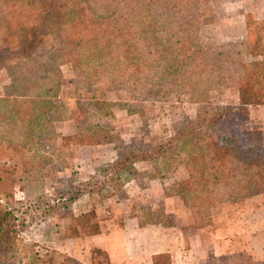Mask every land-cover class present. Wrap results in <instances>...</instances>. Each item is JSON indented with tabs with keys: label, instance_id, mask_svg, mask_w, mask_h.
<instances>
[{
	"label": "rangeland",
	"instance_id": "obj_1",
	"mask_svg": "<svg viewBox=\"0 0 264 264\" xmlns=\"http://www.w3.org/2000/svg\"><path fill=\"white\" fill-rule=\"evenodd\" d=\"M41 1L0 0V190L14 191L11 198L0 196V215L5 208L27 223L14 240L20 261L4 264H152V256L155 264H264V187L198 209L192 191L182 187L181 165L164 169L141 160L112 181V189L102 183L107 163L132 149L156 151L185 118L224 106L242 107L237 130L264 162V0H77L85 20H108L101 25L105 35L113 20L119 22L115 27L138 48L139 69L130 78L89 81L76 59L56 62L59 84L48 113L55 128L51 145L60 149L54 157L45 145L49 129L26 134L33 119L27 116L38 112V88L11 82L6 70L21 49L50 48ZM19 98L29 100L26 110ZM68 119L79 128L101 126L103 145L77 147L59 132ZM31 123L35 128L38 121ZM256 178L263 185L264 168ZM84 187L68 213L38 218V204ZM211 191L222 196L218 188ZM94 235L98 245L90 243ZM109 244L126 258L111 261L103 247Z\"/></svg>",
	"mask_w": 264,
	"mask_h": 264
},
{
	"label": "trees",
	"instance_id": "obj_2",
	"mask_svg": "<svg viewBox=\"0 0 264 264\" xmlns=\"http://www.w3.org/2000/svg\"><path fill=\"white\" fill-rule=\"evenodd\" d=\"M127 1L132 2V0ZM41 6L43 18L48 19L51 26L47 27V31L51 30L52 34L47 44L50 48H42L37 53L24 52L21 49L22 52L19 51L13 57L14 62L11 68L6 70L11 82L28 83V87L38 88L35 93L36 103H39L38 112L34 116H27L33 119L35 117L38 124L32 128L33 119H30L28 121L29 131L26 134L33 136L32 129H49V135L45 140L48 143L45 145L50 155L54 157L57 156L54 151L60 152V149H55L51 145L54 125H50L52 118L48 116V113L49 108L55 105L50 97L55 94L59 84L56 62L64 58L65 60L76 59L83 66L81 70L85 71V78L89 81L111 76L130 78L132 73L139 69L140 54L134 52L138 48L135 43L125 38L126 33L115 27L119 24L118 21L113 20L111 33L105 35L108 30L101 29V25L106 26L108 20L106 19L103 23L93 21L92 18H90L91 22L85 20L87 15L84 7H80L77 0L73 3L63 0L53 4L42 0ZM105 8L107 10L110 6L105 5ZM89 13L93 14V10ZM120 32L122 33L119 35ZM31 42L34 43L31 40L28 44ZM75 48L79 51L74 52ZM86 48L91 50L83 56L80 52ZM94 53L98 54L97 57L93 55ZM250 76L249 73L245 75L246 78ZM132 84L133 82L130 81L129 85ZM241 86H237L239 94L243 92ZM27 95L23 94L24 97ZM16 101H20L19 104H22L24 109L28 108L29 100L19 98ZM0 102L3 101L0 100ZM26 102L28 105L25 104ZM250 102L251 99L248 97L246 101H242V104ZM241 112V106H224L220 107L219 111L196 114L192 119L185 118L178 127H175L173 135L167 142L160 145L156 151H152L153 148L150 150L140 148L136 151L132 149L120 159L107 163L109 177L102 178L103 186L108 190L112 189L110 183L122 180L124 174L134 171L132 163L141 160L150 164L159 163L164 169H174L181 165L186 172V178L181 181L182 187L186 191H192L194 194L192 200L198 209L201 205L207 208L216 199L229 198L233 194L237 196V192L244 193L253 185L264 187L263 181L262 185L259 180H256V176L264 168L263 156L252 148L251 139L237 130V120ZM74 128V133L68 137L73 139L75 144L100 143L105 136L104 129L97 124L84 128L74 126ZM92 179L94 177L90 175L87 180ZM82 184L91 187L87 181ZM216 188L222 190L220 191L222 196L213 194L211 190ZM82 190L86 188H76L64 197L60 193L57 198L50 199L51 202H44L41 206L38 204L36 206L39 212L38 218L45 221L44 214H49L50 218H54L56 214L67 211L82 194ZM18 192L24 193L21 190ZM13 194L14 191L3 193L0 190V196L4 198L6 196L11 198ZM2 210V215H0V264L19 262L20 258H17L14 240L27 223H25V217L14 215L5 208ZM5 219L10 224L7 222L8 225H5L2 222ZM151 259L152 264H155L154 256Z\"/></svg>",
	"mask_w": 264,
	"mask_h": 264
},
{
	"label": "crops",
	"instance_id": "obj_3",
	"mask_svg": "<svg viewBox=\"0 0 264 264\" xmlns=\"http://www.w3.org/2000/svg\"><path fill=\"white\" fill-rule=\"evenodd\" d=\"M72 120L71 119H68V120H65L64 122H63V124L61 125V127L59 128V132L61 133V134H67V135H70V134H73L74 133V131H75V128H74V125L72 124V122H71ZM98 145H103V143H96V144H94V145H86V144H83V145H78L77 147H79V148H90L91 146H98ZM137 229H139V228H137ZM96 237H98V235H94V236H92V237H90V243L92 242L94 245H98V243H97V241L94 239V238H96ZM101 237V236H100ZM105 242V241H104ZM108 243V242H107ZM103 247H104V249L106 250V253H107V255L109 256V258H110V260L112 259H115V257H119V258H126V256H121V255H118V254H115V253H113V252H115V250L114 249H110L111 248V246H110V244L108 245V246H104L103 245ZM171 247V246H170ZM166 250V249H165ZM168 251V250H167ZM212 252L210 251V254H211ZM155 254V253H154ZM111 260V261H112Z\"/></svg>",
	"mask_w": 264,
	"mask_h": 264
},
{
	"label": "built area",
	"instance_id": "obj_4",
	"mask_svg": "<svg viewBox=\"0 0 264 264\" xmlns=\"http://www.w3.org/2000/svg\"><path fill=\"white\" fill-rule=\"evenodd\" d=\"M109 264H132L131 262L127 261V260H118V261H112Z\"/></svg>",
	"mask_w": 264,
	"mask_h": 264
}]
</instances>
